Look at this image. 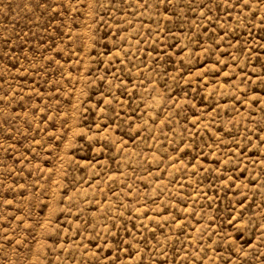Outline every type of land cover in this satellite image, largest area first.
I'll list each match as a JSON object with an SVG mask.
<instances>
[{"label":"rangeland","instance_id":"374dc122","mask_svg":"<svg viewBox=\"0 0 264 264\" xmlns=\"http://www.w3.org/2000/svg\"><path fill=\"white\" fill-rule=\"evenodd\" d=\"M0 264H264V0H0Z\"/></svg>","mask_w":264,"mask_h":264}]
</instances>
